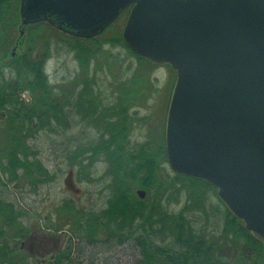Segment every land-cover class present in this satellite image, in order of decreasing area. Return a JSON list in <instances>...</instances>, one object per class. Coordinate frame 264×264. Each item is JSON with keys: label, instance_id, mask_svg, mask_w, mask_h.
<instances>
[{"label": "trees", "instance_id": "1", "mask_svg": "<svg viewBox=\"0 0 264 264\" xmlns=\"http://www.w3.org/2000/svg\"><path fill=\"white\" fill-rule=\"evenodd\" d=\"M13 1L0 0V184L8 185L1 179L3 173H9L12 182L20 180L24 174L35 186L38 182H49L52 177L41 178V174H45L44 166L40 161L36 163L39 151L31 140L42 131L64 135L77 114L80 121L89 125L103 122L104 129L99 131L97 141L87 143L88 147L81 142L75 149L70 146L62 148V153L68 154L70 161L80 167L87 162L96 165L101 160L98 158L101 154L111 164L108 173L113 179L109 186V204L105 208L78 209L74 212L76 223L63 247L56 237L31 234L35 227L24 223L32 218V213L22 203L23 197L19 198L16 192V196L10 197L0 194V264H67L78 248L73 240L81 242L86 239V246H92L99 241L96 234L102 225L108 233L103 245L107 247L103 249L104 256L89 254L86 260L79 256L80 264H94L95 257L105 261L116 253L115 247L119 246H126L124 250L128 248L129 252L125 254L131 258L132 264H264V242L246 228L243 220L236 217L220 198V206L206 204L200 187L185 182L179 185L177 179L186 177L216 187L213 183L172 168L177 178L171 179L170 173L160 167L157 159L162 156L168 161L165 136L158 143L149 140L137 147L130 146V119L137 113L129 110L124 86H120L119 99L112 105L97 108L96 100H89L93 83L85 72L94 57L100 54L101 48L99 45L92 48L88 43H101L105 32L92 38L62 32L63 36L78 42L73 45L65 39L59 41L67 43L66 48L76 49L82 73L71 80L64 78L54 86L45 70V62L38 61L33 55L34 41L28 42L20 54L10 55L7 52L6 31L10 32L9 29L20 20V5L14 6ZM123 15L127 19L128 12ZM8 17L7 23H12L9 27L4 23ZM44 24L49 25L40 21L29 26ZM30 36L33 39V33ZM106 42L113 47L123 44L139 60L147 61L129 46L123 32ZM43 48L46 50L47 44ZM9 55L11 63L6 62ZM138 80V75H135V81ZM78 84L81 88L76 91ZM25 90L31 94L28 101L20 97ZM74 107L77 109L76 116L70 118L66 109ZM84 136L79 134L77 138L84 139ZM128 166L130 168L126 170ZM135 182L150 192L147 199H139L135 195ZM181 187H190L188 201L177 211L169 210L176 203L172 199L178 198ZM71 206L64 201L57 209L62 212ZM83 215H88V218L84 219ZM29 234L25 243L23 239ZM45 240L50 241L47 248L43 246ZM30 243H33L32 246ZM25 244H28L30 253L38 252L36 258L26 252ZM37 244L42 247H37ZM43 251L49 253L39 258L45 254Z\"/></svg>", "mask_w": 264, "mask_h": 264}, {"label": "water", "instance_id": "2", "mask_svg": "<svg viewBox=\"0 0 264 264\" xmlns=\"http://www.w3.org/2000/svg\"><path fill=\"white\" fill-rule=\"evenodd\" d=\"M127 10L129 46L177 71L165 133L171 168L215 184L264 242V0L20 1L22 24L46 21L85 38Z\"/></svg>", "mask_w": 264, "mask_h": 264}, {"label": "rangeland", "instance_id": "3", "mask_svg": "<svg viewBox=\"0 0 264 264\" xmlns=\"http://www.w3.org/2000/svg\"><path fill=\"white\" fill-rule=\"evenodd\" d=\"M20 5V0L13 1L14 6ZM20 7V6H19ZM9 17L5 19V25L8 27L12 23L8 22ZM45 22V21H43ZM126 22L125 15H121L115 22H113L105 30L101 40L88 43L90 47L101 48L100 54L96 55L90 63V67L85 74L88 75L92 84V94L89 96V100H96L97 108L100 106L112 105L119 99L120 86H124L126 89L125 100L129 102L128 107L131 112L136 111V115L130 120L129 130V142L130 146L142 145L143 143L154 140L158 143L162 140L165 127L168 106L175 84L177 71L168 63L153 64L152 62L139 60L125 45L118 44L113 47L106 40L115 34L119 35L123 32ZM37 23V22H35ZM47 23V22H45ZM34 24V23H31ZM23 25L25 30L24 41L20 46H17L16 53H21L25 50L28 42L34 41L33 50L34 56L38 61L45 62V70L49 76L50 82L56 86L61 83L62 79L78 77L80 72V60L76 57V49L66 48V44H61L59 41L65 39L66 42L73 45L78 44L68 36H63L64 33L55 27L44 24L41 26H29V24H22L20 20L16 22L9 31H6L7 40V52L13 55L15 49V43L20 36L19 26ZM112 26V27H111ZM111 27V28H110ZM22 32V31H21ZM33 33V39H30V34ZM102 34V33H101ZM47 44L46 50L43 46ZM68 47V46H67ZM8 56L6 62L11 63L12 58ZM114 60V61H112ZM135 75H138L139 80L135 81ZM75 88L78 91L81 86ZM76 87V86H75ZM120 89V90H119ZM134 91V92H133ZM20 97L26 101L31 99L29 91H23ZM76 95L73 97V100ZM130 98V99H129ZM76 108H67V115L71 118L76 116ZM104 129V123L99 125H89L86 121H80L77 114L76 120L72 124L71 128L65 130L64 135L59 133H53L49 131H42L31 140L34 148L39 151L37 161H40L44 166L45 174H41V178L52 177L49 182H38L33 185L27 179V175H23L20 180L10 181L11 176L9 173H3L2 180L7 182L8 185L2 186L0 184V194L4 197L16 196L22 199L24 206H27L32 213L25 225L33 224L35 229L31 234L38 236L47 235L56 237L60 243V246H64L67 242V235L71 233V228L76 223L75 213L78 209H94L100 210L105 208L109 204V198L111 196V185L113 176L109 175L108 170L111 164L105 160L104 156L98 155L101 160L93 166V164L84 163L83 167L74 164L70 161L68 154L62 153V148L66 149L68 146L71 149H75L78 143L84 144L88 147L90 142L97 141L99 138V131ZM79 134L85 135L84 139L77 138ZM71 137V143L69 140ZM86 144V145H85ZM1 146V144H0ZM152 149V148H150ZM90 156L91 153L89 152ZM105 160V161H104ZM158 164L165 172L170 173L172 178H177V175L172 171L169 162L165 157L157 159ZM130 166L126 167L128 170ZM122 175V174H121ZM126 175V174H123ZM178 184L187 183L196 185L202 189V198L206 204L220 206V199L218 196V188L213 186H206L204 182H195L194 179L186 177H178ZM132 182V181H131ZM139 190L144 191V196H141ZM147 189L140 186V183H134V193L138 195L139 199H147L150 192ZM190 187H181L178 192V198L172 199L174 202L169 210L177 211L185 204L190 197ZM71 203V208L60 212L57 208L62 205L63 202ZM27 204H26V203ZM223 206H221L222 208ZM223 215V213H222ZM84 219L88 218V215H83ZM224 216V215H223ZM41 219V222H40ZM40 225V226H39ZM39 226V227H38ZM99 228V232L96 234V239L99 240L92 246H86L88 240L85 239L81 242L79 240H73V243H77V250L75 255H71V261L67 264H80L79 256L85 257L90 255L101 256L106 241L107 231L106 227ZM58 227H64L60 231L55 230ZM107 229V228H106ZM27 235L23 241L31 235ZM78 243L79 246H78ZM103 246V247H102ZM28 244H25V250L28 254H31L32 258H36L37 251L30 253ZM61 247V248H62ZM126 246L115 247V254L109 256L105 261H102L99 257L94 258V264H130L132 262L128 254V248L124 250ZM42 251V250H41ZM52 251V250H51ZM45 253L39 258L47 256L49 253ZM126 252V253H127ZM49 255V254H48ZM38 256V255H37ZM102 258V256H101ZM132 264V263H131Z\"/></svg>", "mask_w": 264, "mask_h": 264}, {"label": "flooded vegetation", "instance_id": "4", "mask_svg": "<svg viewBox=\"0 0 264 264\" xmlns=\"http://www.w3.org/2000/svg\"><path fill=\"white\" fill-rule=\"evenodd\" d=\"M20 23H21V20H20ZM24 28H23V25L22 26H19V31H20V36L18 37V39L16 40V43H15V49H14V51H13V55H15V50L17 49V46H20V44H21V42H23L24 41V32H25V30H23ZM22 31V32H21ZM30 242H32V241H30ZM45 242H46V244H44L43 246H44V248H47V246H49V240H45ZM48 243V244H47ZM31 244H33V243H30V245ZM32 246V245H31ZM40 246V244H37V247H39ZM46 246V247H45ZM42 246H40L39 248H41Z\"/></svg>", "mask_w": 264, "mask_h": 264}]
</instances>
